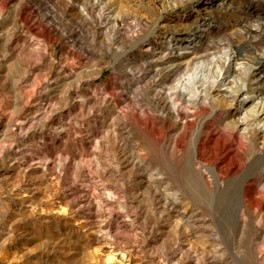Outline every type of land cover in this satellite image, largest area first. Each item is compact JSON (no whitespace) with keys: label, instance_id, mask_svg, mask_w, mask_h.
Listing matches in <instances>:
<instances>
[{"label":"rangeland","instance_id":"obj_1","mask_svg":"<svg viewBox=\"0 0 264 264\" xmlns=\"http://www.w3.org/2000/svg\"><path fill=\"white\" fill-rule=\"evenodd\" d=\"M224 1L202 19L207 0H0V264H264V130L230 99L175 123L151 74L201 20L212 56L263 51L264 0ZM210 115L200 160L174 148Z\"/></svg>","mask_w":264,"mask_h":264},{"label":"bare ground","instance_id":"obj_2","mask_svg":"<svg viewBox=\"0 0 264 264\" xmlns=\"http://www.w3.org/2000/svg\"><path fill=\"white\" fill-rule=\"evenodd\" d=\"M182 1L188 3L191 0ZM205 3V5L199 6L198 8V11L203 14L201 15L203 17L202 19H207L214 12V9L218 7L224 8L226 4L225 1L220 3V0H207ZM82 10L85 13L87 8L83 6ZM244 12L247 15L244 20H247L250 14L248 11ZM205 21L201 20L200 22L181 28L174 27L171 34L165 37L166 39L164 40L166 41L162 44H155L154 49L152 48L154 50V55L150 62L152 79L154 82H160L162 84L157 98L161 102V113L163 116L165 115L175 120L176 123V120L182 119V116L185 119L189 117L191 108L193 106L197 107L198 103L211 105L220 99H230L231 103L235 105L234 110L237 115V127L248 132V126L251 125H248L249 121L257 119L259 124L256 129L263 131L264 97L262 94L264 92V50L260 53H255L247 50L245 47H233V45H230L232 47L229 46L230 48L224 50L221 54L212 56V53L209 52L210 47H212L211 44L213 43L211 41L212 37H209V35L203 36L202 33L206 31L207 34H213L216 28L214 29L210 22L206 23ZM162 28H165L166 31V29L170 28V25H162ZM232 44L235 43L233 42ZM141 76V74L137 76L138 85L142 83ZM153 120L155 119L153 118ZM210 120L211 115L199 123L190 121L188 123L186 121L187 123L184 125L183 131L174 137V145L172 144L174 148L178 149L180 147L182 150H186V144L191 143V157L194 156L196 160H200L202 158V148L203 146L205 147L204 141L208 138L206 132L210 126ZM139 123L147 125L145 120L142 121L140 119ZM151 126L153 125L151 124ZM158 135L160 136L161 134ZM220 140V138L217 139V141ZM223 146H226V143ZM217 147L221 148L220 146ZM202 170L204 171L202 173L204 178H207L208 175L205 177L204 174L208 170L210 173L214 172L215 177L219 180L222 167L211 165L203 167ZM225 170H223L224 173ZM205 181L208 189L211 190L210 182L208 180ZM203 183L205 182L203 181ZM246 188L244 184L241 194V200L244 205H246ZM87 199L90 204L93 203L92 198L87 197ZM253 200L256 201V198ZM257 202L259 201L255 203ZM262 205L264 206V202H262ZM171 206V210H173L177 206V203L175 202Z\"/></svg>","mask_w":264,"mask_h":264}]
</instances>
